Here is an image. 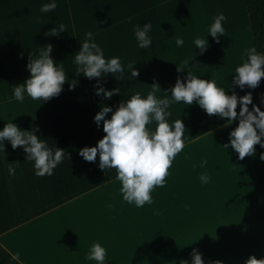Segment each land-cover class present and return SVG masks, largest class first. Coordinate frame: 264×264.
<instances>
[{
    "label": "crops",
    "instance_id": "crops-1",
    "mask_svg": "<svg viewBox=\"0 0 264 264\" xmlns=\"http://www.w3.org/2000/svg\"><path fill=\"white\" fill-rule=\"evenodd\" d=\"M47 2L0 0V129L9 120L22 130L38 128L37 135L49 147L63 149L65 157L51 176H36L33 162L24 159L23 150L19 147L13 150L4 141L5 156L0 153V245L20 264H96L87 259L94 243L106 248V264L191 261L190 256L180 255L177 243L149 241L141 238L142 235L130 234L127 218L133 207L122 199L116 169L101 170L98 155L94 162H87L78 154L85 146H95L105 135L103 122L98 128L93 121L102 103L115 111L121 100L126 101L137 92L146 96L154 82L162 91L158 96L175 84L177 69L173 68L172 56L166 53V59L162 54L166 37L160 33L161 23L158 22L157 30L149 32L152 45L139 49L135 36L122 32V25L119 27L108 19L92 21L99 30L113 26L114 31H100L101 36L98 31H89L105 57L119 56L124 67L123 74L114 77L107 74L100 81L105 89H120V94L105 100L95 94L94 79L75 75L77 65L73 54L79 51V41L86 33L80 26L86 23L79 20L75 4L56 0V9L41 12V5ZM219 5L225 4L220 0ZM60 24L65 25V32L58 37L45 35L53 25ZM231 33L230 40H224L223 44L232 60H239L232 43L238 36ZM131 40L133 48H130ZM46 44L52 45L50 55L62 64L69 83L77 81L76 86L70 88L65 83L58 96L41 103L27 95L22 102L17 101L12 86L28 77L29 56L38 54L39 47ZM183 51L180 53L184 81L191 73L187 69L190 59ZM237 66L233 62L232 67ZM133 70L138 73L135 81L139 76V83H133ZM163 71L168 77L172 74L173 83H166ZM258 107L264 108V104L260 101ZM169 111L170 123L181 118L185 126V147L174 159L172 175L175 181L177 177L188 181L190 221L198 219L204 224L205 264L217 253L223 260L229 258L224 255L237 259L232 262L253 255L259 258L264 254L261 247L264 245V160L260 158L264 148L255 145L254 156L240 159L231 147L223 148L233 130L227 128L236 126L238 121L226 125L225 120L207 115L195 103L189 106L173 103ZM110 116L108 113L105 118ZM146 127L155 130L156 122ZM204 160L207 164L201 167ZM5 161L16 162L14 175H9ZM186 162L190 173L184 169ZM202 172L211 177L206 184L200 181ZM116 217H120L118 225ZM166 246L171 247L170 252L165 250ZM254 248H260V252Z\"/></svg>",
    "mask_w": 264,
    "mask_h": 264
},
{
    "label": "clouds",
    "instance_id": "clouds-1",
    "mask_svg": "<svg viewBox=\"0 0 264 264\" xmlns=\"http://www.w3.org/2000/svg\"><path fill=\"white\" fill-rule=\"evenodd\" d=\"M57 8L56 0L41 5V12H50ZM226 17L221 13L217 15L211 24L208 34L217 39L223 36L225 28L222 24ZM131 20V18H129ZM152 25L146 22L143 27L140 23L134 25V36L139 49H147L152 45L149 35ZM65 32V25H53L45 33L46 36L58 37ZM85 38L79 41V51L73 54L74 63L77 65L76 74L95 80V94L102 96L105 100L113 94H120L119 88L111 90L101 86L100 81L107 75L113 77L124 73V67L119 56L105 57L104 50L93 38L91 31L86 32ZM195 47L201 52L206 50L208 41L204 38H195ZM177 46L184 44L182 37H177ZM53 51L51 44L39 47L38 54L29 56L26 65L28 77L13 88V97L17 101H23L27 95L33 100L47 101L56 97L62 91V86L68 82L67 73L62 64L54 61L50 55ZM133 69V66H131ZM178 71H182L177 67ZM232 77V85L227 87L218 86L215 80L202 79L196 75L187 74L182 82L177 78L175 84L163 96L158 83L151 85V91L146 96L139 92L130 96L129 99L121 100L118 107L113 109L105 104L100 105V110L94 115L93 121L99 128L103 122L102 131L105 135L98 140L95 146H85L79 150V155L87 162H94L99 157L98 167L101 170L116 169V179L120 181V192L122 199L143 207L146 203L151 204L152 190L157 186H164L169 168L176 155L185 147V126L182 119H176L171 123L168 117L173 103L183 102L186 105L195 103L209 115L231 124L233 120L238 121L237 126L230 131L229 140L223 146L228 147L238 154V158L254 156L255 145L264 148V111L252 101V93L246 92L238 96L235 91L228 92L231 88L245 87L255 89L259 86L261 78L264 77V53H258L254 48L247 53V59L237 66ZM138 73L131 71L132 76ZM76 80L69 83V87H75ZM171 93L169 95L168 93ZM264 104V99L261 100ZM239 111L237 112V106ZM251 105V110L249 109ZM111 113L110 118H105ZM156 122L155 130L146 127ZM38 128L30 127L22 130L13 120L5 123L0 129V153L5 156L4 141L7 140L13 150L18 147L26 154L24 159L33 162L36 176H51L53 170L63 161L65 151L56 146L49 147L45 139L37 135ZM264 160V153L260 157ZM5 163L8 165L9 175H14L16 162ZM207 164L204 160L201 167ZM211 177L206 173L200 174L201 183H208ZM191 261L182 259L179 264H205L202 254L197 249L191 252ZM107 250L100 243H94L87 255L88 260L96 261V264H106ZM209 264H222V261H210ZM245 264H264V257L256 258L249 256Z\"/></svg>",
    "mask_w": 264,
    "mask_h": 264
},
{
    "label": "rangeland",
    "instance_id": "rangeland-1",
    "mask_svg": "<svg viewBox=\"0 0 264 264\" xmlns=\"http://www.w3.org/2000/svg\"><path fill=\"white\" fill-rule=\"evenodd\" d=\"M221 1L224 2L225 5L227 4V6H217L220 0H128V4L125 0H69L72 6L75 4L79 20L87 24L80 25L82 31L88 32L91 29L99 33L100 31L102 33L109 32L110 30L114 31L113 26L111 28L101 27L99 30V27L94 26L92 22L97 19H108L111 22L113 21L114 24H118L119 27L122 25V32L126 31L127 34L132 36H134V25L137 23H140V26L143 27L146 22H150L152 25L151 31L157 30L159 25L158 22L161 23L159 26L160 33L162 35L164 34L166 37L164 43L165 48L163 50L164 53L162 52V54L165 55L166 59L168 57L166 53L170 54L172 56L171 61L173 63V68L176 67L177 69L178 67L182 70H177L176 77L183 81V56H181L180 51L182 52L184 50L190 59L187 69L191 74L205 80H215L218 86L228 90L227 84L230 86L232 85V83L229 82H232L231 79L232 75H235V68L230 66V71L227 72L229 69L227 62H223L222 58H219L218 55L217 58L214 54L213 47L216 45L224 46L225 44V42L223 44V40H221L222 36L214 39L210 35H207L211 24L217 16V11H220V14L222 13L226 17L223 21L225 28L224 37L227 35L232 36L231 32H235L241 35L244 39L243 41L249 45L248 47L250 49H253V43L244 1H238L240 7L236 9L234 15L232 14L233 0ZM129 18H131V20H129ZM205 36L208 41V46L206 50L201 52L200 49L194 48L195 45L193 41L195 38H204ZM177 37L183 38V45L177 46ZM215 43L216 45H214ZM125 46L128 45L125 44ZM130 48H133L132 40ZM178 49L179 52H177ZM215 49L217 50L216 47ZM224 52L225 54L228 52L227 47H225ZM215 53H218V51ZM237 58L239 59V57ZM242 58L240 56V60H242ZM224 64H226L225 67ZM137 78V81H135L136 76H133L135 81L133 83H139V76ZM163 79H165L166 83H173L174 78L172 74L168 77L163 71ZM261 84L260 81L259 86L253 89V91L252 89L245 91V88L241 90L239 87H235V92L238 96H243L250 90L253 96V103L259 106L260 102L257 103L258 100L261 101L264 99V92ZM161 85L165 84L161 83ZM233 90L234 88H231L230 91L232 92ZM253 92L258 93L257 96H259L260 99L256 97L255 99ZM249 109L251 110V105H249ZM236 110L239 111V105ZM261 110L264 111V108H261ZM236 126H229L227 131H229L231 127L234 129ZM172 164H174V160ZM189 168V164L186 162L184 169H187L188 173H190ZM172 169L173 165L168 170L169 175L165 178V185L157 186L152 190L151 195L153 197V202L151 204L146 203L143 207H136L132 204V214L127 218L129 232L130 234L142 235L141 238L149 241H172L170 243H177L181 249V256L191 257L190 254L192 250L197 249L199 253L202 254V259L206 261L204 258V224L199 222L198 219L196 221H194V219L190 221L188 181L183 179L180 180V177H177L175 181L174 175H172ZM199 206L203 207L202 205ZM115 223L117 225L120 224V217H116ZM181 246L187 247L181 248ZM261 247H264V245L262 244ZM254 249L260 252V248ZM165 250L170 252L171 247L166 246ZM112 251L116 252L118 249H113ZM254 252L256 253V251ZM222 257L220 253H217L212 256L210 261L219 260L222 261V264H245L242 260L246 261L248 259L247 256L244 259H238V262H232L237 259L229 255H224V257H229L224 260ZM262 257H264V254L261 253L259 258Z\"/></svg>",
    "mask_w": 264,
    "mask_h": 264
},
{
    "label": "trees",
    "instance_id": "trees-1",
    "mask_svg": "<svg viewBox=\"0 0 264 264\" xmlns=\"http://www.w3.org/2000/svg\"><path fill=\"white\" fill-rule=\"evenodd\" d=\"M253 48L264 53V0H243ZM264 92V77L261 78ZM0 264H20L6 249L0 245Z\"/></svg>",
    "mask_w": 264,
    "mask_h": 264
},
{
    "label": "bare ground",
    "instance_id": "bare-ground-1",
    "mask_svg": "<svg viewBox=\"0 0 264 264\" xmlns=\"http://www.w3.org/2000/svg\"><path fill=\"white\" fill-rule=\"evenodd\" d=\"M231 6H232V3H231ZM233 8H232V14L234 15L235 14V12H236V9H238L240 6H239V4H238V0H233V6H232ZM224 26V25H223ZM230 27V26H229ZM225 32V31H224ZM237 36H238V39L237 40H233L232 41V43H233V47H234V49H235V51H236V53H237V55L238 56H241V58L242 57H244V58H242V60H240V58H239V60H232V58H231V56H230V54H225V45L223 46V45H221V46H218V45H216V43L214 44V45H216L215 47L217 48V50L215 49V47H213L214 48V54H215V56L217 57V55L219 56V58H222L223 60V62H227V65H229V69L227 70V72H229L230 71V66L232 67L233 66V62L235 63H237L238 64V66L240 65V64H242L246 59H247V53H248V51L250 50V48L248 47L249 45L246 43V42H244L243 40V38L241 37V35L240 34H237ZM223 41L225 40V42H227V40H230V35H227V37H224L223 39H222ZM212 42H215V41H212ZM229 42V41H228ZM226 44H228V43H226ZM220 45V44H219ZM224 47V48H223ZM216 51H218V53H215ZM218 58V57H217ZM246 58V59H245ZM225 65L226 64H224V67H225ZM233 73V72H232ZM234 75H232V77H233ZM227 77H228V75H227ZM232 80V79H231ZM229 83H232L231 81L229 82ZM229 84H227V87H230V85L228 86ZM248 89L249 88H247V87H245V91H248ZM240 90V89H239ZM233 91H235V88H234V90ZM250 91V90H249ZM252 91H253V89H252ZM254 91H256V90H254ZM231 91H229L228 93L229 94H231L230 93ZM242 92V91H241ZM244 92V91H243ZM252 93V92H251ZM254 94V98L256 97L257 99L259 98V96H257L258 95V93H256V92H253ZM253 97V96H252ZM255 98V99H256ZM260 99V98H259ZM257 101V100H256ZM260 101L258 100V102L257 103H259ZM258 105V104H257Z\"/></svg>",
    "mask_w": 264,
    "mask_h": 264
}]
</instances>
